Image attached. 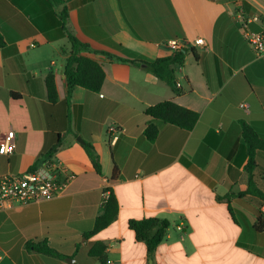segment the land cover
<instances>
[{"label": "crops", "instance_id": "obj_1", "mask_svg": "<svg viewBox=\"0 0 264 264\" xmlns=\"http://www.w3.org/2000/svg\"><path fill=\"white\" fill-rule=\"evenodd\" d=\"M234 1L65 0L53 8L47 0H0V147L9 130L17 135L16 152H0V176L50 161L77 175L58 198L0 213V264H71L69 258L75 264L107 190L117 197L118 217L88 242L105 243L110 264H264V231L257 229L264 219V152L257 153L251 178L240 122L264 138V58L245 41ZM64 9L69 32L97 52L155 61L174 53L176 35L184 40L189 52L175 68L181 93L144 64L87 55L102 65L103 87L95 93L77 86L68 102ZM49 74L55 103L48 99ZM165 101L198 112L195 129L145 114ZM151 124L159 129L154 142L144 135ZM86 143L100 156L101 174ZM150 218L170 225L153 256L129 227L131 220ZM39 243L60 256L27 249Z\"/></svg>", "mask_w": 264, "mask_h": 264}, {"label": "trees", "instance_id": "obj_2", "mask_svg": "<svg viewBox=\"0 0 264 264\" xmlns=\"http://www.w3.org/2000/svg\"><path fill=\"white\" fill-rule=\"evenodd\" d=\"M47 2L51 7L58 8L65 3V0H47ZM59 16L60 23L68 32L71 43V51L66 60L65 66V76L68 84V102L70 101L74 88L77 86L95 93L100 92L103 87L106 77L105 71L101 64L87 55H102L110 58L112 61L132 64L138 67L144 64L147 71L167 83L174 93H181V87L178 84L175 68L177 66H182L185 63L189 52L188 49L184 48L180 51H174L171 56L159 58L155 61H143L139 59L131 60L104 52H97L69 32L67 28L69 16L66 9L60 12ZM175 39L178 40L177 35ZM190 51L194 52L193 49ZM46 87L49 101L52 103L57 102L58 92L53 74L47 76ZM17 96L18 95L13 94L14 99ZM145 114L153 119L161 120L188 131L194 130L200 120V114L198 112L180 106L174 101H165L151 106L145 111ZM240 122L243 129V138L248 145L249 161L246 171L250 177L253 178L254 171L257 168L256 155L259 151L264 152V138H262L256 129L246 121L241 120ZM144 135L150 142H154L158 138L159 129L156 125L151 124L145 129ZM84 148L90 157L96 172L101 174L102 165L96 148L90 143H86ZM55 150L56 148L52 149L46 158H49ZM37 167L38 165L35 166L32 171L36 170ZM118 176L119 170L116 168L110 180L115 182L118 179ZM107 191L110 192V196L104 205L103 213L96 218L94 228L82 236V242L86 244L83 246L78 245L76 248V254L74 256L76 259L75 264H108V246L101 241L88 242L91 238L95 237L98 233L111 225L118 217L119 205L117 197L111 190ZM263 220L264 219H259L258 221L257 229L259 231H264ZM169 226L168 221L154 218L131 220L129 222V227L135 232L137 240L146 242L150 256H153L157 247L166 238ZM27 249L43 254L60 256L59 253L50 248L46 243L27 244Z\"/></svg>", "mask_w": 264, "mask_h": 264}, {"label": "built area", "instance_id": "obj_3", "mask_svg": "<svg viewBox=\"0 0 264 264\" xmlns=\"http://www.w3.org/2000/svg\"><path fill=\"white\" fill-rule=\"evenodd\" d=\"M234 17L242 30L245 41L258 58H264V0H235ZM184 40H172L174 51L185 48ZM241 107L248 109L243 103ZM113 139H117L119 130L110 128ZM17 149V135L9 130L3 139L0 152L13 155ZM77 175L58 162L50 161L42 168L19 174L0 176V213L12 209L17 203L29 204L53 200L62 196ZM64 178V180H61ZM110 192L104 193L102 204L105 205ZM264 214V205L262 206ZM183 230V226H179ZM1 260V257H0ZM110 264V262H108Z\"/></svg>", "mask_w": 264, "mask_h": 264}, {"label": "water", "instance_id": "obj_4", "mask_svg": "<svg viewBox=\"0 0 264 264\" xmlns=\"http://www.w3.org/2000/svg\"><path fill=\"white\" fill-rule=\"evenodd\" d=\"M68 262H70L71 264H73V263L75 262V260H74V259H71V258H69V259H68Z\"/></svg>", "mask_w": 264, "mask_h": 264}]
</instances>
